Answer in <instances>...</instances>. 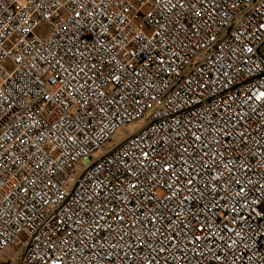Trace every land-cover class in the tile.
<instances>
[{
  "label": "built area",
  "instance_id": "1",
  "mask_svg": "<svg viewBox=\"0 0 264 264\" xmlns=\"http://www.w3.org/2000/svg\"><path fill=\"white\" fill-rule=\"evenodd\" d=\"M0 264H264V0H0Z\"/></svg>",
  "mask_w": 264,
  "mask_h": 264
},
{
  "label": "rangeland",
  "instance_id": "2",
  "mask_svg": "<svg viewBox=\"0 0 264 264\" xmlns=\"http://www.w3.org/2000/svg\"><path fill=\"white\" fill-rule=\"evenodd\" d=\"M40 29H41V31H43L45 28H44L43 25H41ZM144 124H145V117L139 118L137 120H134V121H131V122H128V123H125L122 127H120L117 130H115L114 133L109 137V139L105 141V143L103 144V148L104 149L113 148L120 141H122L126 137V135L128 133H132V132L138 130ZM81 171H82V167L81 166H77L75 168V171L71 175V179H69V181L67 182V187L69 185H71L73 179L75 177H77L80 174ZM19 239L21 241H23V237H20ZM11 252H12V250H10V253Z\"/></svg>",
  "mask_w": 264,
  "mask_h": 264
}]
</instances>
